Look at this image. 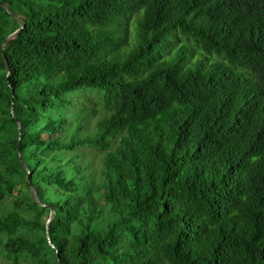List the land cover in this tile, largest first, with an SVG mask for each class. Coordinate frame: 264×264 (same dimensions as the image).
<instances>
[{
  "label": "trees",
  "instance_id": "1",
  "mask_svg": "<svg viewBox=\"0 0 264 264\" xmlns=\"http://www.w3.org/2000/svg\"><path fill=\"white\" fill-rule=\"evenodd\" d=\"M0 2V264H264V0Z\"/></svg>",
  "mask_w": 264,
  "mask_h": 264
},
{
  "label": "water",
  "instance_id": "2",
  "mask_svg": "<svg viewBox=\"0 0 264 264\" xmlns=\"http://www.w3.org/2000/svg\"><path fill=\"white\" fill-rule=\"evenodd\" d=\"M0 5L8 12V13H10L16 20H17V22H18V24H19V27L15 30V31H13L12 33H10V34H8L7 36H6V38L3 40V42H2V45H1V48H2V55L4 56V52H3V47H4V45L6 44V42L8 41V40H10V39H12V38H14L21 30H22V28H23V26H24V22H23V20L22 19H20V18H18L14 13H12V11L10 10V8L9 7H7L4 3H2V2H0ZM4 62H5V65H6V71H7V75H9V73H10V67H9V65H8V63H7V60L4 58ZM20 127V125H19V123H18V128ZM18 156H19V159L21 160V162H22V165H23V167L25 168V169H27V167H26V165L24 164V162L22 161V159H21V156H20V150L18 149ZM30 191H31V195H32V197H33V199L39 204V205H42V206H44L45 204H43L40 200H39V198H38V196H37V192H36V189H35V187L33 186V184H31L30 183ZM53 217H54V208H50V213H49V217H48V219H47V221H46V231L48 232V225H49V223H50V221L53 219ZM53 246V245H52Z\"/></svg>",
  "mask_w": 264,
  "mask_h": 264
}]
</instances>
